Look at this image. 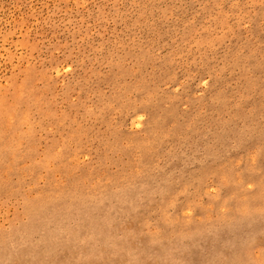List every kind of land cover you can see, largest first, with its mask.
Wrapping results in <instances>:
<instances>
[{"label":"rangeland","instance_id":"1","mask_svg":"<svg viewBox=\"0 0 264 264\" xmlns=\"http://www.w3.org/2000/svg\"><path fill=\"white\" fill-rule=\"evenodd\" d=\"M0 264H264V0H0Z\"/></svg>","mask_w":264,"mask_h":264}]
</instances>
